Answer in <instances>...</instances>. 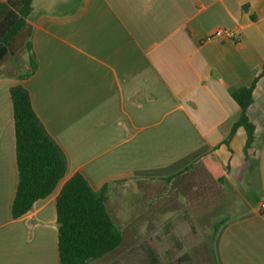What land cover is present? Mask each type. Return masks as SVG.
Returning <instances> with one entry per match:
<instances>
[{
	"label": "crops",
	"instance_id": "crops-1",
	"mask_svg": "<svg viewBox=\"0 0 264 264\" xmlns=\"http://www.w3.org/2000/svg\"><path fill=\"white\" fill-rule=\"evenodd\" d=\"M32 28L37 70L23 84L67 171L53 194L11 218L15 81L0 77V264H59L54 204L73 175L95 190L166 179L162 170L200 149V162L228 165L246 195L248 175L260 191L221 227L220 263L264 264V77L247 110L255 162L245 161L241 128L230 151L221 144L240 114L230 91L249 86L264 63V0H83L73 13L34 15ZM218 29L235 38L209 39Z\"/></svg>",
	"mask_w": 264,
	"mask_h": 264
},
{
	"label": "trees",
	"instance_id": "trees-1",
	"mask_svg": "<svg viewBox=\"0 0 264 264\" xmlns=\"http://www.w3.org/2000/svg\"><path fill=\"white\" fill-rule=\"evenodd\" d=\"M83 0H7L0 2V77L15 83L8 93L12 109L14 157L17 186L11 204L10 215L19 219L31 211L33 205L49 197L66 177L67 160L64 152L48 134L32 107L31 97L23 82L37 70V60L32 47V20L34 15L69 10L75 12ZM264 77V63L260 72L247 87H235L230 91L232 100L240 110L228 136L221 144L229 149V141L236 130L245 133L243 154L252 166L250 151L253 149L255 127L247 116L252 105V92L257 81ZM218 146L214 147V150ZM203 154L197 150L166 169L167 182H174L187 189L192 182L204 184L205 178L216 173L208 162L202 168L191 171ZM228 168V165H226ZM251 169V168H250ZM148 173V172H146ZM222 181L220 177H213ZM175 180V181H174ZM122 182H116L123 183ZM171 188L176 192L174 184ZM182 189V190H183ZM110 184L95 190L81 174H75L61 187L55 199L57 224V253L59 264H88L101 260L116 250L122 241L120 231L106 208ZM260 191L251 198L259 200ZM257 196V197H255ZM249 197V196H248ZM221 207H215L203 218L205 225L216 234L215 251L210 253L214 264H221L217 253V237L227 219L220 220Z\"/></svg>",
	"mask_w": 264,
	"mask_h": 264
},
{
	"label": "rangeland",
	"instance_id": "rangeland-1",
	"mask_svg": "<svg viewBox=\"0 0 264 264\" xmlns=\"http://www.w3.org/2000/svg\"><path fill=\"white\" fill-rule=\"evenodd\" d=\"M211 157H204L191 170L198 171L203 162L214 168L216 173L203 185L196 181L183 189L173 181L148 177L110 187L106 208L122 241L108 256L88 264H214L210 253L215 251L216 234L199 223L215 207L222 208L219 221L245 213L259 186L257 176L248 175L246 195L243 179L239 188L229 168ZM243 169L244 165L242 173Z\"/></svg>",
	"mask_w": 264,
	"mask_h": 264
},
{
	"label": "built area",
	"instance_id": "built-area-1",
	"mask_svg": "<svg viewBox=\"0 0 264 264\" xmlns=\"http://www.w3.org/2000/svg\"><path fill=\"white\" fill-rule=\"evenodd\" d=\"M233 32L226 29H218L212 35L209 36V39H226L232 41L234 39Z\"/></svg>",
	"mask_w": 264,
	"mask_h": 264
}]
</instances>
